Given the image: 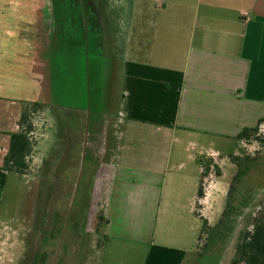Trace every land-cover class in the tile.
<instances>
[{
  "label": "crops",
  "instance_id": "1",
  "mask_svg": "<svg viewBox=\"0 0 264 264\" xmlns=\"http://www.w3.org/2000/svg\"><path fill=\"white\" fill-rule=\"evenodd\" d=\"M47 6L46 0H0V238L10 231L2 215L10 176L4 159L28 103H51L58 128L65 119L54 146L55 166L65 168L54 178L63 176L66 182L71 169L82 165L89 167L87 176L106 184L103 177L114 168L96 207L107 232L121 220L130 240L153 242L152 210H179L180 217L166 221L170 231V224L179 226L187 218L194 219L195 230L202 223L195 210L206 162L219 157L221 143L245 148L237 136L264 119V0H162L151 5L156 13L145 20L137 6L133 32L125 36L118 16L117 43L111 48L132 58L110 68L117 73L119 93L116 124H108V134L104 120L90 127L86 110L62 107L49 95L45 99L46 61L41 56L48 48L56 53L62 36L47 23ZM143 21L150 22L149 30ZM105 22L110 21L100 20L98 39L103 51L109 48ZM40 36L42 43L36 44ZM43 137L47 130L38 139L39 156ZM114 137L118 145L113 149ZM133 212L141 220L137 230ZM195 252L173 248L168 255L181 264Z\"/></svg>",
  "mask_w": 264,
  "mask_h": 264
},
{
  "label": "rangeland",
  "instance_id": "2",
  "mask_svg": "<svg viewBox=\"0 0 264 264\" xmlns=\"http://www.w3.org/2000/svg\"><path fill=\"white\" fill-rule=\"evenodd\" d=\"M159 1L162 0H122L123 5H121V0H93L95 10L92 8L86 10L89 19L110 21L109 24L103 23L106 30L103 33L109 45V48L104 51L98 43V38L101 37L99 30L95 28L90 30L94 34V36L90 34L93 36L90 39L89 36H85L84 24H81L80 27L82 31L79 35L78 50H76L77 46L73 47L74 44L70 39L73 34L68 31L71 24L70 22L66 23L70 13L65 15L59 8L56 10L50 5L47 6L46 12L43 13L46 21L50 24L53 23L52 31L56 30L57 34L60 31L62 36L60 43L56 45L58 46L56 53H52V50L49 51L48 48L46 53L41 56L43 62L46 61L47 94L45 99L49 100V95L62 107L75 108L78 111L86 110L90 116V127H96L95 122L101 125L104 120L106 122L104 132L108 134V124L112 122L113 125L116 124L119 93L118 84H115L117 73L114 72L113 75L110 68L111 66L115 67L114 63H117L118 60L132 58V56H123L121 51L120 54L117 47L111 48L117 43L116 38L120 29L117 22L118 16H122L121 28L123 29L122 34L125 36L129 31L133 32V17L136 7L142 8L140 16L145 20V17L156 13L153 9L155 7L151 5H155ZM46 3L53 5L49 0H46ZM54 3L58 4L61 1L55 0ZM65 3L70 5V0L69 2L63 0L61 4ZM55 22L57 23L55 24ZM149 24L150 22L143 21V27L146 30H149ZM94 30L96 33L92 32ZM77 37L72 38L77 39ZM42 40L41 37L35 42L36 44L42 43ZM88 43L91 44L90 48ZM51 62L55 68H52ZM53 81L55 86L52 84ZM48 82L51 85L50 88H48ZM107 85L111 86L109 90ZM43 105L30 117V120L35 126L34 137L37 143L40 136L47 130L48 137L41 139L44 149L40 147L42 150L39 156L36 146L34 155L29 160L31 168L28 175L10 173L7 190L2 197V215L3 219L8 222L7 226L10 231L8 236L6 235V239L0 238L2 240H0V250L2 251V253L0 252V264H62L63 260H67L65 264H180L177 260L170 259L168 253L170 254L173 248L196 251L203 227L201 219H204L208 226H214L222 216L230 185L238 170L231 159L233 156L224 157L233 153H237L238 155H236L239 157L257 156L258 153L263 152V148L256 142L245 143V148L239 147L238 143L236 145L235 143H231V145L221 143L219 157L206 160L207 167L202 169L203 173L205 172L203 174L205 176L203 179L204 197L200 200L197 197L198 203H196L195 210L196 216L198 214L197 217L202 223L197 221L199 223L194 230L192 225L194 219L190 222L187 218L180 222L179 226L170 224V231L166 221L169 217H180L179 210H152L151 215L156 216L154 241L140 243L137 240H130L128 232L123 230L121 220L119 222L116 220L113 229L107 232L106 222L100 216V210H96L97 203L103 200V193L110 185L111 180L108 175L110 174V179L115 175L114 168L110 167L108 175H104L103 180L106 184L100 182V178L97 179V176L91 174L87 176L89 167L82 165L71 169L72 177H66V182H61L60 179L63 176L57 177L58 180L54 178L55 172L60 173L65 168L64 166L57 168L56 160L54 161L56 136H60L61 128L64 133L65 119L58 128L57 111L52 112L51 103ZM110 131L112 132V129ZM261 132L264 134L262 127ZM117 142V139L111 140L110 144L113 149L118 145ZM37 153L39 157L36 156ZM108 161L110 160H107L109 164ZM261 166L246 180V185L251 186L254 190H260L264 185V163ZM259 202H264V188L258 196L257 204ZM249 211L248 208L246 217L239 216L234 233L229 235L226 240L217 243L219 246L212 253L203 257H199L197 251L195 257L191 255L182 258L180 255V259H183L181 264H229L238 237L246 227ZM132 217L136 218V224L133 222V227L137 230L141 220H137L134 212ZM59 225L62 226V231L59 229ZM139 231L141 232V227L137 233ZM72 235L79 240L76 245L74 242H70ZM170 235H172V240ZM52 237L54 239L56 237L58 240L54 246L55 254L45 259L43 246ZM205 239L206 237L203 242ZM68 246L71 253L66 252ZM61 254L63 256H60ZM175 255L179 256V254Z\"/></svg>",
  "mask_w": 264,
  "mask_h": 264
},
{
  "label": "trees",
  "instance_id": "3",
  "mask_svg": "<svg viewBox=\"0 0 264 264\" xmlns=\"http://www.w3.org/2000/svg\"><path fill=\"white\" fill-rule=\"evenodd\" d=\"M49 1L53 3V5L48 3L51 7L56 10L59 8L65 15L69 13V3L61 4L63 0H60L61 3L58 4L54 3L55 0ZM42 106L44 105L39 103H28L25 107L19 122L20 131L11 135L10 149L4 159L3 169L8 173H16L22 176L30 173L29 160L34 155L37 146L34 137L35 126L30 117ZM263 123L264 119L260 120L256 127L246 128L237 136V140L245 143L256 142L263 148V152L258 153L257 156L231 157L233 163L237 166V174L230 185L224 211L216 225L208 226V223L201 219L203 227L196 249L199 257L209 255L219 246L217 243L229 238V235L231 236L235 231L237 219L239 216L246 217V211L249 208V216L246 218L245 223L246 227L238 237L229 264H264V202L257 204L258 196L264 185L260 190H254L251 186L246 185L247 178L262 167L261 165L264 163V134L261 132ZM204 177L203 175L199 186L198 200L204 197ZM205 237V242H203Z\"/></svg>",
  "mask_w": 264,
  "mask_h": 264
},
{
  "label": "flooded vegetation",
  "instance_id": "4",
  "mask_svg": "<svg viewBox=\"0 0 264 264\" xmlns=\"http://www.w3.org/2000/svg\"><path fill=\"white\" fill-rule=\"evenodd\" d=\"M66 1H69V0H66ZM70 16L68 14V18H67V22L66 23H69L71 24V27H70V30H68L70 33L72 32L73 35L70 36V39L72 41V44L73 47L74 46H77V49L78 50V46H79V42H80V38H79V35L82 31V28L81 27V24H84V33H85V36H89V38L91 39L94 34H92L90 32V30L92 29H96V30H99L100 32V20H90L89 19V15L86 13V10L89 9V8H92L93 10H95V7H94V2L93 0H70ZM98 10V9H97ZM63 23V22H62ZM62 29V27H61ZM94 33H96V31H92ZM64 34V32H63ZM90 34H92L93 36H90ZM77 37L76 38H72V37ZM99 39V38H98ZM89 41V40H88ZM99 43V41H98ZM93 44V43H92ZM89 45V43L87 44ZM91 44L89 45V48H90ZM57 227H58V224L56 223ZM59 229L62 231V226L59 225ZM76 238V236H75ZM74 238V235L71 236V241L70 242H74L75 245L77 243H79V240L78 239H75ZM74 240V241H72ZM55 241V243H53ZM58 243V240L54 239V237H52L47 243H45V245L43 246L44 248V254H45V259L46 258H49V257H52L54 254H55V250H54V246ZM67 253H71V249L69 248V246L67 247V250H66ZM60 256H63V254H61ZM44 262H46L44 260ZM64 263L62 264H65L67 262V260H63Z\"/></svg>",
  "mask_w": 264,
  "mask_h": 264
}]
</instances>
